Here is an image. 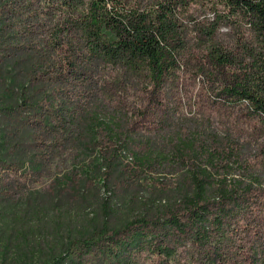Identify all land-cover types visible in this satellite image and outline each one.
Here are the masks:
<instances>
[{
  "label": "trees",
  "instance_id": "obj_1",
  "mask_svg": "<svg viewBox=\"0 0 264 264\" xmlns=\"http://www.w3.org/2000/svg\"><path fill=\"white\" fill-rule=\"evenodd\" d=\"M192 1L209 5L206 20L186 21ZM194 60L215 98L245 102L264 127V0H0V199L37 180L27 163L44 174L79 147L98 150L107 179L125 187L167 171L187 186L124 222L106 207L60 238L17 214L12 230L38 241L30 264H182L187 246L193 264H264V174L251 145L183 123L169 139L142 135L169 126L166 87ZM133 88L147 92L143 105H129Z\"/></svg>",
  "mask_w": 264,
  "mask_h": 264
},
{
  "label": "rangeland",
  "instance_id": "obj_2",
  "mask_svg": "<svg viewBox=\"0 0 264 264\" xmlns=\"http://www.w3.org/2000/svg\"><path fill=\"white\" fill-rule=\"evenodd\" d=\"M185 7L184 15L189 17L186 21L191 23L193 18L206 20V15L210 13L208 4L192 1ZM189 58L190 52L184 61ZM194 62L185 64L179 80L166 87L167 98H162L161 108L168 113L169 126L163 127L161 122H156L154 128H144L142 135L169 139L177 125L201 126L202 130L217 133L223 139L251 145L252 154L258 155L255 168L264 174V158L261 159L263 152L260 150L264 146V127L260 118L247 111L245 102L215 98L204 74H197ZM147 95L144 89L133 88L127 100L130 106L138 107L143 105ZM126 155L131 158L130 154ZM26 165L28 167L24 171L32 172L37 180H30L24 194L16 200L9 203L0 199V264L31 263L32 256L26 250L35 252L31 247L38 242L34 239L35 235L25 240L12 230L22 225L16 215L27 210L30 211L28 221L39 222L45 236L60 238L69 233L87 231L97 218L103 217L106 207L112 208L111 221L124 222L134 216L140 203L160 198L174 200L187 190L185 175L181 171L147 173L125 187L122 181L107 179L108 169L98 150L84 147L63 152L44 174L38 171L39 165ZM242 235L246 243L247 236L245 233ZM190 251L189 246L180 249V263L193 264ZM154 263L148 258L140 262Z\"/></svg>",
  "mask_w": 264,
  "mask_h": 264
}]
</instances>
